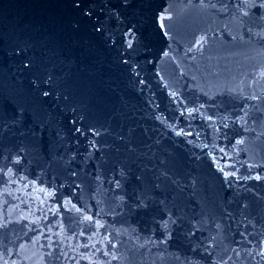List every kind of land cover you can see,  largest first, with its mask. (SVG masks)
<instances>
[{"label":"water","instance_id":"95a60500","mask_svg":"<svg viewBox=\"0 0 264 264\" xmlns=\"http://www.w3.org/2000/svg\"><path fill=\"white\" fill-rule=\"evenodd\" d=\"M261 15L0 0V264H264Z\"/></svg>","mask_w":264,"mask_h":264},{"label":"snow or ice","instance_id":"6c2138e0","mask_svg":"<svg viewBox=\"0 0 264 264\" xmlns=\"http://www.w3.org/2000/svg\"><path fill=\"white\" fill-rule=\"evenodd\" d=\"M243 3H244L246 6H247V5H251V6H253V7H257V6H258L259 8H264V0H243ZM243 15H244V16H248V15H249V12H248L247 10H245V11H243ZM260 18H261V19H264V15H261ZM97 30H99V29H97ZM129 34H130V33H129ZM128 46H129V47L132 46L131 41H129V45H128ZM141 83H142V81H141ZM44 95L47 96L48 93L45 92ZM255 98H256V97H253V99H255ZM196 111H197V109H189V110H188L189 115H192V114H193L194 112H196ZM181 115H183V113H181ZM238 119H243V118H238ZM245 123H246V120H245ZM225 127H227V125H225ZM182 133L185 134V135H190V134H191V133H184V130H183V129H180L179 131L176 132V135L179 136V135H181ZM236 143H242V141H241V140H237ZM8 171H9V173H10V172H11V169H9ZM220 171L223 173V175H224L226 178H227V177H230V176H232V175H234V173H230V172L226 171L224 168H221ZM166 178H167V175H166V174H165L164 176H162V177L157 178V181H156V183H154L153 187L156 188V189H159V188L161 187V181L166 180ZM135 179H136L137 181H142V180L144 179V177H142V176H137V177H135ZM256 179L259 180V179H260V176H257ZM119 183H120V182L117 181V186H118V187H119ZM135 207H136L137 209H144V210H147V209H149L150 207H152V205H151V203H150L147 199H145L144 197L141 196V197H138V199H137V201H136V205H135ZM244 207H246V205H244ZM89 219H90V218H89ZM169 219H170V217H169ZM171 223H172V224H175L176 221H175V220H172ZM163 226H164L165 229H167V226H168V220H165V221H164V225H163ZM193 235H194V233H193ZM241 235H243V233H241ZM168 238H171V233H170V232L168 233ZM260 246H261V250L258 251V252H256V255L260 256L261 258H264V240L260 241ZM240 255H241V253H240L239 251H236V256H237V257H240ZM248 255L251 256L252 253L249 252ZM0 259H2V257H0ZM228 259L231 260L232 258L229 257ZM223 264H227V261H224ZM233 264H234V262H233Z\"/></svg>","mask_w":264,"mask_h":264}]
</instances>
